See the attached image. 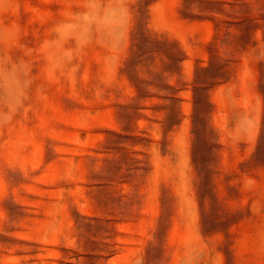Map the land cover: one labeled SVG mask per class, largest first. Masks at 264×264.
Returning a JSON list of instances; mask_svg holds the SVG:
<instances>
[{"label":"rangeland","instance_id":"rangeland-1","mask_svg":"<svg viewBox=\"0 0 264 264\" xmlns=\"http://www.w3.org/2000/svg\"><path fill=\"white\" fill-rule=\"evenodd\" d=\"M0 264H264V0H0Z\"/></svg>","mask_w":264,"mask_h":264}]
</instances>
